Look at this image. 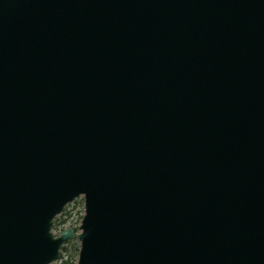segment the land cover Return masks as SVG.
I'll return each instance as SVG.
<instances>
[{
	"label": "water",
	"instance_id": "obj_1",
	"mask_svg": "<svg viewBox=\"0 0 264 264\" xmlns=\"http://www.w3.org/2000/svg\"><path fill=\"white\" fill-rule=\"evenodd\" d=\"M72 240L76 264H264V0H0V264Z\"/></svg>",
	"mask_w": 264,
	"mask_h": 264
},
{
	"label": "rangeland",
	"instance_id": "obj_2",
	"mask_svg": "<svg viewBox=\"0 0 264 264\" xmlns=\"http://www.w3.org/2000/svg\"><path fill=\"white\" fill-rule=\"evenodd\" d=\"M83 214H84V201L82 197H79L78 199L70 203L68 206H66L62 214H60L55 218L57 221H55V225H53L52 228L53 234L57 236L62 230L69 227L72 228L76 233H78V226L81 223ZM56 263H58V261L53 264Z\"/></svg>",
	"mask_w": 264,
	"mask_h": 264
},
{
	"label": "trees",
	"instance_id": "obj_3",
	"mask_svg": "<svg viewBox=\"0 0 264 264\" xmlns=\"http://www.w3.org/2000/svg\"><path fill=\"white\" fill-rule=\"evenodd\" d=\"M56 219H54L53 225H55ZM66 246L62 247L60 260L56 264H76L79 245L76 241L67 242Z\"/></svg>",
	"mask_w": 264,
	"mask_h": 264
}]
</instances>
